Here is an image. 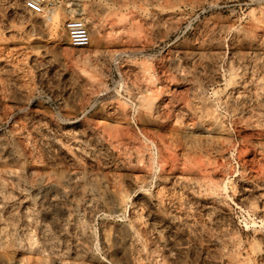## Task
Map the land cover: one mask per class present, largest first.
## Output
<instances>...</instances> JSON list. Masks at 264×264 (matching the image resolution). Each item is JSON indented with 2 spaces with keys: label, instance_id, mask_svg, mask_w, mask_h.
<instances>
[{
  "label": "rangeland",
  "instance_id": "rangeland-1",
  "mask_svg": "<svg viewBox=\"0 0 264 264\" xmlns=\"http://www.w3.org/2000/svg\"><path fill=\"white\" fill-rule=\"evenodd\" d=\"M0 264H264V0H0Z\"/></svg>",
  "mask_w": 264,
  "mask_h": 264
},
{
  "label": "built area",
  "instance_id": "built-area-1",
  "mask_svg": "<svg viewBox=\"0 0 264 264\" xmlns=\"http://www.w3.org/2000/svg\"><path fill=\"white\" fill-rule=\"evenodd\" d=\"M48 0H25L27 9L33 12H42L47 6ZM66 35L74 47H86L90 44V31L85 21L76 19L66 23Z\"/></svg>",
  "mask_w": 264,
  "mask_h": 264
}]
</instances>
